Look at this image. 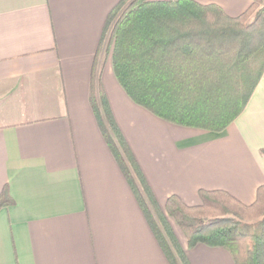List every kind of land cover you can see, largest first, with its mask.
Returning a JSON list of instances; mask_svg holds the SVG:
<instances>
[{"label": "crops", "instance_id": "0c3cea01", "mask_svg": "<svg viewBox=\"0 0 264 264\" xmlns=\"http://www.w3.org/2000/svg\"><path fill=\"white\" fill-rule=\"evenodd\" d=\"M119 0H0V264H171L114 156L91 102L104 23ZM217 3L230 16L251 0ZM96 88L162 207L223 189L245 204L264 184V71L221 131L176 124L135 102L112 47ZM191 264H236L222 246L188 247Z\"/></svg>", "mask_w": 264, "mask_h": 264}, {"label": "trees", "instance_id": "16d2710c", "mask_svg": "<svg viewBox=\"0 0 264 264\" xmlns=\"http://www.w3.org/2000/svg\"><path fill=\"white\" fill-rule=\"evenodd\" d=\"M111 47L114 73L135 102L167 121L221 131L245 108L264 71V0H251L238 16L197 0H119L104 23L91 92L103 135L171 264L191 263L170 217L188 247L222 246L236 264H264V184L251 204L201 188L198 204L171 194L160 205L96 88L99 55ZM9 203L4 188L0 208Z\"/></svg>", "mask_w": 264, "mask_h": 264}, {"label": "rangeland", "instance_id": "374dc122", "mask_svg": "<svg viewBox=\"0 0 264 264\" xmlns=\"http://www.w3.org/2000/svg\"><path fill=\"white\" fill-rule=\"evenodd\" d=\"M106 42H107V39H106ZM200 202H201V200H200ZM170 221H171L172 225L176 227V229L178 230V233H180V234H182V235L184 236L183 231H182L181 228L175 223V220H174L172 217H170Z\"/></svg>", "mask_w": 264, "mask_h": 264}]
</instances>
